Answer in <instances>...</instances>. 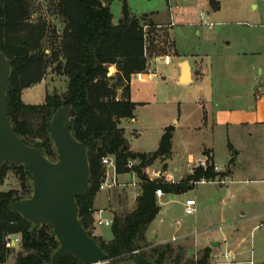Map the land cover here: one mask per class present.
<instances>
[{
  "label": "trees",
  "instance_id": "1",
  "mask_svg": "<svg viewBox=\"0 0 264 264\" xmlns=\"http://www.w3.org/2000/svg\"><path fill=\"white\" fill-rule=\"evenodd\" d=\"M121 1L122 17L114 23L108 0H53L52 14L58 16L64 27L57 37L58 44L48 55L43 48L47 23L31 21L30 0H0V49L14 59L8 91L10 120L25 142L39 145L48 157H57L49 135L50 118L60 105H73L76 118L71 129L77 139L87 144L91 169V187L85 195L77 197L80 219L97 241L91 226L94 223L95 198L104 172L102 157L115 156L121 173L127 170L128 159L139 160L135 169L145 181L141 195L129 213L114 215L111 225L113 239L98 241L110 254L113 264H118L127 254L134 259L133 242L146 240V230L161 210L156 196L158 188L167 193L183 192L193 186V181L220 175L211 163L207 167L196 166L193 174L178 184L147 179L145 167L157 157L170 154L174 128L168 126L165 129L157 151L139 153L131 150L125 129L120 126L122 119L135 118L138 103L131 99V79L133 74L147 68L144 26L157 24L147 14L139 16L132 12L127 0ZM50 64L54 65L57 74L66 76L67 91L63 95L47 93L39 104L24 102L22 90L41 82ZM111 64L117 67L115 77L108 75ZM113 79H116L115 83H111ZM120 86L126 90L122 99L117 97ZM38 139L40 143H37ZM9 165L18 170L23 191L0 190V264H47L59 245L58 241L50 226L34 227L19 213L8 209L11 201L32 193L31 176L23 164L5 163L0 168V182L5 178ZM7 235H19L26 252H19L13 262L8 258L16 244L12 245L6 239ZM162 246L164 249L153 247L152 255L140 248L148 258L165 264L172 250L170 243ZM182 250L171 264H210L211 247L205 248L202 256L183 263ZM57 264L82 263L67 255Z\"/></svg>",
  "mask_w": 264,
  "mask_h": 264
},
{
  "label": "rangeland",
  "instance_id": "2",
  "mask_svg": "<svg viewBox=\"0 0 264 264\" xmlns=\"http://www.w3.org/2000/svg\"><path fill=\"white\" fill-rule=\"evenodd\" d=\"M108 1H110L114 16L113 20L118 23L122 16L123 2L121 0ZM127 1L132 12L137 15L160 13L162 16L153 18L157 24L153 26L147 24L145 29L146 72L153 73V75L146 80H138L132 76L131 99L138 103L135 109V118L122 119L120 126L125 128V134L132 149H157L166 125L174 124V118L185 116L190 117L191 124H196L199 117L203 115V101L209 102L213 98V86L226 84L228 92H232L233 86H235V81L231 77L233 72L242 71L245 66L243 63L252 59V56H244L232 59L231 62L227 63L228 58L225 56L228 55H222V52L234 53L243 48L249 51L257 47L264 50V44L258 45L254 41L257 35L264 36V0H219L220 8L217 11L212 10L208 0H172L171 3L168 0ZM30 4L33 14L31 21L47 23L43 48L46 49L48 55H51L54 46L58 44L57 37L63 32V23L57 15L52 14L53 0H30ZM171 13H173V17H171ZM203 13L208 14L209 22L214 23L213 28L201 24ZM147 15L152 17V14ZM261 24L262 26H260ZM54 28L57 29V35L54 33ZM196 29L201 30V34L196 35ZM227 42H231L230 47L227 48L230 51L224 50ZM196 53L208 54V63H211L210 72L203 78H195L192 82H180L178 61L182 58H189L195 69L194 63H197V60L193 56ZM163 55L171 57L170 64H165L158 59ZM53 67L54 65L50 64L46 76L41 82L22 90L21 96L24 102L39 104L44 101L47 93L57 92L59 95H63L67 91L66 76L57 74ZM108 75L113 77L117 75L116 65L111 64L109 66ZM115 82L116 79L111 80V83ZM125 91V88L120 86L117 97L119 99L124 98ZM204 136L202 133L194 132L192 134L187 132L185 128H180L175 141L176 145L181 142L183 146L186 143L195 146ZM221 146L222 144H219L217 156L219 164L224 165L227 164L228 149L225 145ZM249 148L247 144L244 149H241V162L246 166L254 163L264 168V149ZM50 158L52 160L57 159L55 156ZM186 170L185 168L184 171ZM220 173L221 177L219 176V178L227 179L229 170H221ZM21 182L22 179L18 170L9 165L5 178L0 182V190L18 189L22 192ZM235 186L236 193L232 191L233 186H230L231 190L226 193L214 195V201L208 198V192L211 190L212 194L213 189L217 187L212 184L200 185L198 189L188 190L170 203H164L167 198L160 200L159 204L163 213L157 215L150 223L146 230L148 235H151L150 239L146 236V240L139 241V247L147 254L152 255L153 247L164 249L162 245L165 243L161 244L158 240H171L173 236L182 237L187 234H194L196 231L198 234L192 235L191 241L171 240L167 242L170 243L172 251L169 250L165 264H171L181 249H183L182 263L202 256L204 249L197 248L193 243L194 239L199 238L201 240L208 235L218 234L217 224L231 218L225 215V219L222 221V211L227 210L230 206H233L236 212H239L241 208L245 209L248 214L252 210H264V182L239 183ZM99 193L108 194L107 201L100 205V208L105 209V216L113 218L115 214L125 215L132 210L133 200L124 195H119L117 191L111 193L100 190ZM231 194H233L232 197ZM189 196L199 200V204L196 206V209L199 210L194 214H186L183 205ZM223 196L230 199L227 203L220 204L219 201ZM100 208L94 207V223L91 226V232L98 238V241H110L113 239L111 225L97 222L96 212ZM207 214L210 216L213 214L215 218L211 223L206 221ZM157 234L159 239L150 243V240H153ZM248 241V249L243 259L253 258L254 264H264V225L252 231ZM17 243L16 246L13 244L15 248L8 258L10 262L15 260L19 252L26 253L20 241ZM212 261L211 259L210 262ZM118 264H135V262L131 255L127 254Z\"/></svg>",
  "mask_w": 264,
  "mask_h": 264
},
{
  "label": "crops",
  "instance_id": "3",
  "mask_svg": "<svg viewBox=\"0 0 264 264\" xmlns=\"http://www.w3.org/2000/svg\"><path fill=\"white\" fill-rule=\"evenodd\" d=\"M208 1L213 11L219 10L220 8L219 0H208ZM254 6H256V4H254ZM145 14H152V18L162 16L160 13H145ZM204 15L207 16V21H209L210 19L208 17V14H204ZM260 26H262V24ZM209 28H213V27H209ZM195 33L196 35H199L201 34V30L196 29ZM254 41L258 43V45H263L264 36L257 35ZM230 43L231 42L225 43L224 50L230 47L229 46ZM247 50L248 49L243 48L234 53H230V52L228 53V51H224L225 53L224 52L221 53L222 55L223 54L228 55L225 56L228 58L227 63L231 62L232 59L234 60L236 58H240L244 56L245 57L252 56L251 57L252 59H250L248 62L243 63V65L245 66L242 71L233 72L234 74H232L231 77H233L236 87L233 86L232 92H228L226 84H220V85L217 84V86L215 87L213 86L214 89L213 98H211V101L209 102L203 101L202 104L203 115L199 117L198 122L196 124L194 125L191 124L190 117L185 116L183 118L181 117L174 118L173 119L174 124H169L164 127L163 134L168 126H173L174 128L171 152L167 156L157 157L151 164L145 167L146 172L147 171L151 172L152 170L160 169L164 171V173H166L168 177H173L177 181L176 184H178L181 183V181L187 179V177L190 174H193L197 162L210 161L216 164L220 169L229 170L227 179H225V183L219 184L208 181L205 183L194 184L188 190L198 189L200 185H207V184L216 185L217 187L213 189L212 194L210 192L211 190L208 192V198H211L212 200L213 198H215L214 195H216L217 193L224 194L227 191L231 190L230 186H233L232 191L236 193L237 190L235 189L236 187L235 184L260 182V181L264 182V168L259 167L254 163H252V165L248 164L246 166L243 164V162H241L242 160L241 149H244L247 144L250 147L249 149H264V96L261 98H257L255 96L257 85L259 84L264 85V55H263L264 50L258 47L254 49H250L249 51ZM193 57H195L197 63H194L195 64V69H194L192 62L188 58L191 64V76L189 82H192L195 78H203V76H205L210 72L209 66L211 63H208L209 56L207 53L205 54L196 53V55ZM183 60L184 58L178 61V65L180 66V71L178 75L179 81L182 73L181 62ZM146 70H145L144 80H146L148 77L153 75V73H147ZM180 128H185L187 132H191L192 134L196 132V133H202L205 136L200 142H197L195 146H191V144L189 143H186V145L183 146L181 142L179 145H176L175 138ZM160 140L161 138L159 139L157 149L138 150V149H132L131 146V150L139 153H153L158 150L160 145ZM219 144H222V146L225 145L226 148L228 149L227 164L224 165H221L218 162L217 153L219 149L218 147ZM136 161L137 164H139V160ZM185 168L187 169L186 171H184ZM218 176H221V173ZM127 178L128 177L126 175H121V179L124 180ZM188 190H185L183 192H176V193L165 192L164 196H162L161 198L157 197V199L158 201H160L167 198L164 201V203H170L171 201L176 200L179 195L185 194ZM106 191H109L111 193L117 191L119 195H124L128 199L129 198L132 199L133 203L136 200L131 196V188L128 187H116L112 190H106ZM107 196H108L107 193H104V195H102L98 192L95 198L94 207L100 208L101 207L100 205L107 201L108 198ZM232 196L233 194H231V197ZM189 198H194V197L189 196L188 198H186V200ZM223 199H225V201H223ZM229 199H230L229 197L223 196L219 201V203L220 204L227 203ZM185 201L183 202L184 206H185ZM196 202H197L196 203L197 206L199 204V200L196 199ZM198 210L199 209L197 208L196 211ZM162 213L163 211L160 210L158 215ZM221 215H222L221 217L222 221L225 219V215L231 218L229 220L226 221L224 220L222 223L217 224L218 225L217 230L219 231L218 234L214 236L208 235L207 237L202 238L201 240L199 238L194 239L193 242L194 245L197 246V248L199 249H205L207 247H211L212 260L215 257L221 258L225 252H230L234 256L230 264H242V262H246L250 260L251 258L248 260L243 259V256L245 255V252L248 249L249 235L256 228L264 225V218H263L264 210L263 209L252 210V212L248 214L247 210L245 209L241 208L239 212H236L234 210V207L230 206V208H228L227 210L222 211ZM214 219L215 218L213 214L211 216L207 214L206 217L207 223H211ZM197 234L198 232L195 231L194 234H187L182 237L173 236L171 240L191 241L190 240L191 236ZM146 236H148L150 239L151 235H148V233L146 232ZM156 237L158 240L159 235L157 234ZM171 240L163 239L161 241L158 240V242L162 244V243L170 242ZM213 241H218V244L213 245L212 244ZM222 260H224L223 257Z\"/></svg>",
  "mask_w": 264,
  "mask_h": 264
},
{
  "label": "water",
  "instance_id": "4",
  "mask_svg": "<svg viewBox=\"0 0 264 264\" xmlns=\"http://www.w3.org/2000/svg\"><path fill=\"white\" fill-rule=\"evenodd\" d=\"M13 62L0 49V168L5 163L25 165L31 176L32 193L11 201L8 209L19 213L34 227H51L59 245L47 264H57L67 255L82 264H113L110 254L80 219L77 197L89 191L91 169L89 148L71 129L76 118L73 105H60L50 118L49 135L57 153V159L52 160L39 145L25 142L10 120L8 91ZM181 70L180 81L188 83L191 76L188 58L181 62ZM155 241L156 236L150 243ZM212 244L217 245L218 241ZM131 249L135 264H159L148 258L136 241Z\"/></svg>",
  "mask_w": 264,
  "mask_h": 264
},
{
  "label": "built area",
  "instance_id": "5",
  "mask_svg": "<svg viewBox=\"0 0 264 264\" xmlns=\"http://www.w3.org/2000/svg\"><path fill=\"white\" fill-rule=\"evenodd\" d=\"M168 1L170 3L172 2V0H168ZM170 8L172 10V7ZM204 14L205 13H203L204 17L201 20L202 21L201 24H205L209 27H213L214 23L207 21V16ZM171 17H173V13H171ZM147 26L148 25L146 24L144 28L146 29ZM145 55L147 56V53H145ZM158 59L164 62L165 64H170L172 60L169 55L160 56ZM133 77H135L138 80H144L145 71L137 72L133 74ZM255 96L257 98H261L264 96V85L263 84L257 85ZM101 163L104 167V172H103V178L99 185V190H112L116 187H128V188H131V196L134 199H137L141 195L142 187L145 181L144 179H142V177L139 175V173L135 169V166L137 165L136 160L128 159L127 164H126L127 170L122 173L118 171L116 158L113 155L103 156L101 159ZM211 163L212 162L210 161L209 163L206 161H199L196 163V166L207 167V165ZM214 168L217 172H221V170H223V169H220L215 164H214ZM146 173H147V179L150 181H156V182H162V183L167 182V183H173V184L177 183V181L173 177H168V175L160 169L152 170L151 172L147 171ZM121 175H126L128 178L123 180L121 179ZM208 181L222 184V183H225V178H219V176H217L216 178H211V179L202 178L200 180L193 181L192 183L198 184V183H205ZM164 195H165V192L162 188H158L156 190V196L158 198H161ZM223 201H225V199H223ZM196 203L197 202L194 198L187 199L185 201V212L187 214H194L197 210ZM104 212H105V209H99L96 212L97 222H99L100 224H105L109 226L112 225L113 219L106 217L104 215ZM6 239L8 241H11L12 245L13 244L15 245L17 244V242L21 241V237L19 235L17 236L7 235ZM222 257L224 258V260H222ZM222 257L213 258V261L210 262V264H230L234 258V256L230 252H225L222 255ZM242 264H254V260L253 258H251L250 260L246 262H242Z\"/></svg>",
  "mask_w": 264,
  "mask_h": 264
},
{
  "label": "flooded vegetation",
  "instance_id": "6",
  "mask_svg": "<svg viewBox=\"0 0 264 264\" xmlns=\"http://www.w3.org/2000/svg\"><path fill=\"white\" fill-rule=\"evenodd\" d=\"M67 85H68V81H67Z\"/></svg>",
  "mask_w": 264,
  "mask_h": 264
}]
</instances>
